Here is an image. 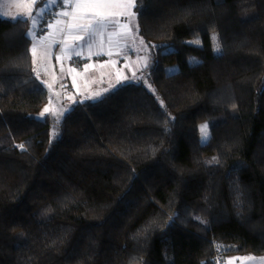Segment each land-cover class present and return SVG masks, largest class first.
<instances>
[{"label": "trees", "instance_id": "1", "mask_svg": "<svg viewBox=\"0 0 264 264\" xmlns=\"http://www.w3.org/2000/svg\"><path fill=\"white\" fill-rule=\"evenodd\" d=\"M135 11L150 85L61 116H41L50 95L32 21L0 16V264L264 255V0H136Z\"/></svg>", "mask_w": 264, "mask_h": 264}, {"label": "rangeland", "instance_id": "2", "mask_svg": "<svg viewBox=\"0 0 264 264\" xmlns=\"http://www.w3.org/2000/svg\"><path fill=\"white\" fill-rule=\"evenodd\" d=\"M36 0H0V16L8 19L14 20L15 17H24L29 18L31 21L33 18H38L42 15L43 12L47 11L50 5V2H45L42 4L36 5ZM120 3H129L133 4V7L127 9L128 12L132 13V15H115L113 16L109 22H106L102 25V30L106 33L111 29H116L118 31L125 30L120 27L121 25L127 24L128 28L126 30H130L132 33L131 36L127 39L130 48L134 50L133 54L127 55V65H129L128 70H125V74L122 77L117 76L116 70L110 64L108 58L102 61H99L100 70H99V78H93L89 80H83L81 78L80 68H77L76 74L73 71V64L71 61L73 60L75 48L74 45L81 44L83 46V42L81 40L74 41L70 40L72 44L70 48L67 50V55L62 53V46L58 45V38L55 36L57 33L64 34V27L62 26L59 31L56 33V27L59 24H56L53 27V31L51 35L44 36L42 38H37L34 34V27L30 30V35L32 36L31 42V52L32 48H36L35 55H33V65L35 74L41 80V82L45 85V87L49 90L50 98L55 93H57V100H60L63 97V100L69 103V107L64 111L66 113L75 103L86 100V99H94L103 96L104 94L117 89L119 86H122L127 83H146L149 84L148 75L145 72L146 68L149 66L151 62V47L146 42V40L140 35L138 30V14L135 11L136 0H118ZM112 11L120 12L124 11L123 9H113ZM31 12L32 16L29 17L28 13ZM87 22V20H86ZM117 36V35H116ZM130 39V40H129ZM59 46V48H58ZM60 54L64 55L62 60V69L64 72L69 75L72 84L70 85V81L66 83H58L57 78L54 76V72L56 71V63L59 61L58 57ZM132 57V60L130 59ZM145 62L146 65L145 66ZM177 65H171L167 68L168 72H171L173 69H176ZM61 69V70H62ZM93 81L95 82L93 84ZM150 85V84H149ZM57 86V87H56ZM99 93L100 96L96 94ZM48 106V104H47ZM47 106L45 108H47ZM63 113V114H64ZM203 125H207V131L210 136V127L209 123L204 120L200 123V141L203 133L201 132V127ZM209 139V138H208ZM203 143V142H202ZM232 182L236 183L237 178L234 176ZM64 183L75 193L81 192V188L77 186L73 181L68 178H65ZM252 257L255 261V264H259V262L264 261V255H235L232 257L233 264H246L247 261L244 258ZM253 264V263H251Z\"/></svg>", "mask_w": 264, "mask_h": 264}, {"label": "crops", "instance_id": "3", "mask_svg": "<svg viewBox=\"0 0 264 264\" xmlns=\"http://www.w3.org/2000/svg\"><path fill=\"white\" fill-rule=\"evenodd\" d=\"M77 2H82V0H74L73 5H72V13H75L77 17H84L82 19H79L78 21L81 24L87 23L86 20L88 19L89 16V11L88 10H83V9H77L75 8V4ZM71 22L73 21V17H71ZM61 25L59 24L56 27V30L54 33L59 31L61 29ZM96 28L95 32H89L88 34L77 32L73 30L72 36L75 35H80L83 36V39L81 41L84 43L83 46L81 44H76L73 47L75 48V52H80V56H76L74 53L75 57H78V59L74 64H73V69H74V74L77 75L76 70L77 68H80L81 77L79 76L78 78H81L83 80H89L93 78L98 77L99 78V70H100V65L98 64L99 61H102L103 58L106 59L108 58L110 64L113 66V68L117 72V76L122 77L125 74V70H128L129 65H127V55L128 54H133L134 50L130 48V45L127 41V39L131 36L130 30H116V29H111L107 33L102 30V27L99 26H94ZM117 35V36H116ZM58 39V45L62 46V49L64 48V43L62 42H67L70 46L72 45L70 43V40L73 39L72 36L68 35L67 30L64 32V34L57 33L55 35ZM74 40V39H73ZM130 40V39H129ZM76 41V40H74ZM58 46V48H59ZM60 49V48H59ZM60 59L56 63V71L53 73L54 76L57 78L58 83H66L67 81H70V85L72 84V81L69 77L64 72V69H62V60L64 58L63 54L59 55ZM132 60V57H130ZM98 62V63H97ZM88 66V67H86ZM77 67V68H76ZM62 69V70H61ZM95 82L93 81V84ZM57 87V86H56ZM49 92V90H48ZM57 93L52 95L50 98V101L48 103L47 108L49 109V112L56 114L57 116L63 115L64 111L69 107V103L63 100V97L60 98V100H57L59 97H57ZM50 95V94H49ZM254 260L247 261L246 264H255ZM241 264V261L239 262Z\"/></svg>", "mask_w": 264, "mask_h": 264}, {"label": "snow or ice", "instance_id": "4", "mask_svg": "<svg viewBox=\"0 0 264 264\" xmlns=\"http://www.w3.org/2000/svg\"><path fill=\"white\" fill-rule=\"evenodd\" d=\"M131 7H133V4L131 2L120 3V2H118V0H82V2H77L75 4V8L89 11L87 23L81 24L79 22H75V21H78L79 19L84 18V17H77L75 15V13H69V12L65 11V12L59 13V15H61V16L71 15L73 17L74 22L68 23L66 25L68 35L72 36L73 30H75L77 32L85 33V34H88L89 32H95L96 28H94V26L99 27V26L104 25L106 22H109L110 19L115 15H132V13L127 11V9H130ZM113 9H123L124 11L115 12V11H112ZM28 16L31 17L32 13L29 12ZM14 19H16V20L23 19L24 22H27V18H24V17L18 16V17H15ZM60 23H61L60 20L56 21V24H60ZM36 24H37V21L35 18H33L32 19L33 27H36ZM49 27H52V25H49ZM120 27L127 29L128 25L124 24V25H121ZM25 35H29V33H25ZM72 38L74 40H81V39H83V36L75 35V36H72ZM62 43H64V48L62 49V53L64 55H67V50L70 48V45L67 42H62ZM32 52H33V55H35V52H36L35 47L32 48ZM75 55L80 56L81 53L76 52ZM58 59H60V57H58ZM145 66H147L146 62H145ZM86 67H88V66H86ZM73 71H74V69H73ZM96 95L100 96L99 93H97ZM97 102H102V99L100 101H97ZM47 112H49V109L45 108L44 112L41 113V116H44V114ZM201 132L203 133L201 140H202V142H206L209 138V133L207 131V125H203L201 127ZM241 206L242 205L240 203V194H238V196H237V207H241ZM244 260L245 261H251V260H253V258L247 257V258H244ZM226 264H232V262L228 261V262H226ZM259 264H264V261L259 262Z\"/></svg>", "mask_w": 264, "mask_h": 264}, {"label": "built area", "instance_id": "5", "mask_svg": "<svg viewBox=\"0 0 264 264\" xmlns=\"http://www.w3.org/2000/svg\"><path fill=\"white\" fill-rule=\"evenodd\" d=\"M74 0H36V5L42 4L45 2H50L49 8L47 11L43 12L41 16L36 18L37 24L34 27V34L37 38H42L44 36H48L52 34L53 27L56 25V21L60 20L64 27V32L67 30L66 25L71 23V15L69 16H61L59 13L61 12H69L72 13V5ZM52 25V27H49ZM78 57H74L71 63H75ZM217 264H226V262L231 261L233 264L232 257H226L222 252L217 254Z\"/></svg>", "mask_w": 264, "mask_h": 264}]
</instances>
